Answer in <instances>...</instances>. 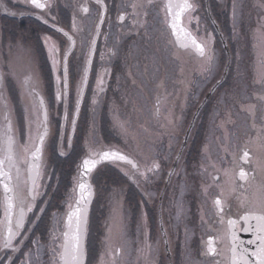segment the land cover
Wrapping results in <instances>:
<instances>
[{"label": "rangeland", "instance_id": "1", "mask_svg": "<svg viewBox=\"0 0 264 264\" xmlns=\"http://www.w3.org/2000/svg\"><path fill=\"white\" fill-rule=\"evenodd\" d=\"M141 1L142 3H139L143 5L140 8L141 11L148 12L149 10V14L154 12V4L149 6V9L148 6H145L146 1ZM1 2L3 7L7 8L8 4L5 1ZM222 4L224 11L221 21L225 28L226 26L232 28V30L226 28V32L227 30L229 32L226 49L223 47L220 38L210 32V23L204 15L200 19L199 16H194V14L193 16L198 18V22L196 19H192L190 23L192 24L196 20L193 24L196 27L193 29L201 40H207L209 34L214 37L211 44L214 61L210 70H205L208 65L202 58L190 57L188 52L177 50L172 46L173 37L161 26L159 16L144 17L141 21L143 23L142 30H145L138 32L137 37L140 44H133L128 50L129 60H132L130 64L134 66L130 70V73H133V78L127 80L123 98L114 100L111 96L110 101L104 102V96L98 97L96 106L92 105V101L88 102V107L91 108L92 112L82 115L80 122V126H85L86 137L91 140L94 149L98 150L106 146L118 145L123 139L127 143L128 149L136 152V155H140L147 162L161 161L160 157L161 159L163 157L169 158L168 171L174 157L181 150L179 147L183 145L182 143L185 140L187 123L194 114L196 115L198 110L195 109L203 98L202 96L201 99H192L189 105V113L183 116L182 107H184L186 100L179 99L176 94L173 95L175 98L171 99L173 76L176 75L183 82L184 80L190 81L191 76L193 79V77L195 78L200 74L202 81L206 83L203 92L207 94L210 92L211 86H214L222 78L231 57V65L226 80L218 86L219 88L217 87V91L215 90L217 93L214 91L216 94H214V97L212 96L213 99L207 100V103L205 102V109L199 112L200 114L198 113L197 120L193 124V129H191L189 135L188 144L185 145L186 148L184 147L183 154L181 153L183 160L180 159L182 160L179 161L181 167L177 171L183 179L174 176L177 190L175 192L169 190L171 193L169 203L174 204L176 207V225L179 231L185 225L191 227L192 232L196 231L195 226L198 219L197 212L196 217L193 213L192 198H190L192 194H196L199 201H201L199 205L203 216L202 221H215L217 215L213 208V200L219 188L213 184L212 176L219 174L216 169H236V164L232 162L231 153L234 152L236 160H238L237 157L241 154L242 149L247 147L256 154L254 158L261 155L257 149L255 137L257 130L264 127V99H261V97H264V84L256 81L258 70L264 68V9L260 7L261 4H264V0H235L233 2L236 6L235 21L233 15L229 16L227 13L229 6H231V12L233 13V4L225 0ZM146 7H148V10ZM3 14H6V12L0 5V67H3L4 71L7 72V64L11 62L20 75L25 74L29 67L38 71V64L43 60L40 56V46L36 41L35 34L41 32V30L34 23L22 24L18 20H11L3 16ZM229 22L230 25H228ZM144 37L146 38L144 39ZM228 49L229 53L226 51ZM173 60L176 61L175 71H173ZM6 83L5 94L13 110V122L18 129L19 141L20 139L22 141L25 140L24 136L26 134L24 107L27 100L26 98L21 99L15 81L11 84L7 78ZM189 85L185 86V92L188 91ZM50 96L47 94L54 125L57 127L61 119L63 105L55 104L53 95L51 98ZM158 96L161 98L159 114L156 112ZM72 98L74 99V96ZM73 103L74 100H72ZM253 105L255 106L254 115L247 110L249 106ZM115 109L118 113L114 111ZM166 117L171 118L174 123L168 124ZM71 118L72 112L69 114V119ZM221 122H224V128L220 127ZM0 123H3L2 116H0ZM121 123L124 124L126 132L121 129ZM253 124H255V128ZM225 128L230 134L227 142L229 148V154L227 155L222 148L225 144L223 138ZM54 138L53 140L57 139L55 134ZM47 146L44 158L49 162L47 171L52 168L53 172L49 195L47 196V211L41 223L34 228L33 233L29 234L26 240H23L21 250L12 255V264H21L26 259L25 254L28 250L36 247L33 241L37 239L45 246L41 249L39 264H52V253L48 246L51 244L53 230L62 239V218L73 198L72 189L76 176L77 154L75 152L77 148L74 149V152L72 151L73 155L71 157L61 158V155L57 153L55 141L50 140ZM206 147L207 151H205ZM17 151L19 157L23 159L26 153L21 148H18ZM198 156L200 161L196 163L195 157ZM220 174L222 176L220 184L225 190L228 201L237 203L236 196L239 194L245 200L251 199V203L255 202L259 205L261 189L264 188L263 184L259 182L252 183L251 187L248 188L249 190L229 195L230 182H227V178L222 173ZM261 177L264 178L263 175ZM108 180V176H105L103 178L104 183L99 185L98 192L101 195L97 201L102 206L107 204L106 210L101 208L96 212V224L100 226L99 223H101V226H106V229L103 228L102 235L99 238V251L95 252L94 257L89 258L88 264H114L113 261L115 260L108 255L107 249L110 250L111 247L116 246L122 247L123 250L121 264H141L140 259L143 255H140L139 258L134 254L131 255L132 250L136 248V239L131 232V230L135 231L134 226L132 228L130 226L134 220L129 223L133 214L128 206L132 200L136 201L132 202L137 203L136 215L135 218H132L136 220L139 210L141 211L140 199L138 195L133 194L130 200L129 198L127 200L128 185L124 181ZM165 181L166 174L157 178L155 182L152 179L149 186L143 182L144 190L150 194L148 198L153 200L155 211L158 210L156 203L158 204L159 194ZM156 182L159 183V186L154 184ZM181 186H183L182 197L179 190ZM105 193H107L106 199ZM165 194L164 209L170 215L173 211H171V207L167 202L168 191ZM60 195L63 197V207L65 209L63 212L56 211ZM177 203L182 206L179 220L177 219ZM50 214L51 219L48 217ZM214 225L215 223H212L209 227L212 229ZM161 233L158 234L159 243L160 238H162ZM220 235L226 238V230H221ZM226 242L225 240V246H227ZM58 244L59 240L57 241ZM170 244L171 246L174 245L176 249V246L179 245L178 238L172 239ZM191 245L189 247L188 244L185 246L188 254L186 253L187 255L185 254L184 257L180 256L178 250H176L174 264L210 263V261H207L208 257L206 255L199 253L201 251L200 246L194 247L193 243ZM96 247L97 244H95ZM126 247L128 248L127 253ZM156 247L157 245L154 246L157 252ZM6 259L8 258L5 257L4 261ZM145 260L147 264H153L150 258ZM158 261L159 264H170L169 260L161 259ZM5 264H8V260ZM33 264H36L35 260H33Z\"/></svg>", "mask_w": 264, "mask_h": 264}, {"label": "flooded vegetation", "instance_id": "2", "mask_svg": "<svg viewBox=\"0 0 264 264\" xmlns=\"http://www.w3.org/2000/svg\"><path fill=\"white\" fill-rule=\"evenodd\" d=\"M1 1H5L8 4L7 8L3 7V4ZM225 1H229L230 4H233L235 0H225ZM222 2L223 0H200V1L195 0V3L197 4V8H196V11L192 13V16L195 14L194 16H199L201 19L202 15H204L206 20L210 23V26H211L210 32H212L214 36L217 35L220 38L221 42H222V38H221L220 32H222L223 36L226 38L228 42L227 35H229V32L228 30L226 32L227 26L225 28L221 21L223 17L222 13L224 11V9H222L223 8ZM139 3H142V1L141 0H104V4L107 7V11L103 13L104 23L100 24L102 9L96 3V0H53L51 9L46 10V11L35 9L29 6L28 4H26L24 0H0V5L2 6V9L5 10L6 8L8 10V11H5L6 14H3V16L11 20H18L22 24L34 23L41 30V32L39 33L36 32L35 37H36V41L38 42L40 46V52H41L40 56H42L43 62L39 60L40 61L38 64L39 66L37 67L38 71H36L35 68L34 70L39 75V78H40L41 95L46 99L47 104H48L49 121H50V137L46 143V146L50 140H52V142L55 141L57 153H59V147H58L59 132H60L61 126L64 123L63 122L64 108L62 111L61 119L59 120V126H57L59 127L58 132H57V127H55L54 125V118H52V115H51V109H50L51 105L49 107V99L47 98V94H49V96L51 95L50 98L52 97V95H53V98L55 96V89H56L55 75L56 73L52 69L51 61L48 57L47 47L45 46L43 42V38L45 36H51L52 39L56 41V43L60 46L61 53H62L64 48L66 47V43H67L66 38L63 37L62 33L57 32L56 29L52 27V25L55 24L57 28H63L65 31H68L71 33L73 17L75 18L77 27L78 29H80V31L74 35V38L77 41V45L73 49V54L69 57V60H68V68H69L68 111H69V114L70 112H72L73 114L74 103L72 104V100L74 99L72 98V96H75L74 85L78 79L79 72L82 67L84 53L86 52L89 46V42L91 38L96 33L97 25H99L100 35L96 40V53L92 58V65H91V70L89 73L88 85H87V88L85 89L83 101L81 103L79 117L77 118V121H76V131L75 133H72L69 127L64 128V135H65L64 150L67 153L69 150L71 151L67 155L60 156V157L61 158L71 157L73 155L72 151L74 152V149L77 148V151L75 152V154H77L76 156L77 166L75 168L76 169L75 178H77L79 175V166L82 164V161L85 158H88V147L86 146V141H88L89 146L94 149L93 144L91 143V140H88L86 137V130L84 129L85 126L84 125L80 126V122H81L82 115H85L87 113L90 114L92 112L91 108L88 107V102L92 101L93 95L96 94L97 76L104 69H108L110 71V75L106 77L105 90L97 96V98L104 96L103 97L104 102L110 101L109 98H111V96H112V99L114 100H117L119 98L122 99L124 96V91H126L125 84L127 83V80L133 78V73H130V70L133 69L134 66L130 64L132 60H129L130 56H129L128 50L131 47V45L140 44L138 43L139 38H137L139 35L138 32H143L145 30V29L142 30L143 27L140 26L142 23L141 19L145 17L144 16L145 12L143 10L142 11L140 10L141 6ZM165 3H166V0H153V3L151 4H148L146 2L145 6L149 7L152 4L155 5V8L153 10L154 12L151 14L148 13L149 10H148V7H146L148 10L146 17L159 16V19L161 20L160 21L158 19L159 23L168 32V34L171 35L170 29L165 23V17H166V10L164 7ZM133 4H137L138 6L135 9H133L132 7ZM84 6L88 8L87 12L81 11V8ZM11 13H16V15H12ZM227 13L229 16L230 15L232 16L231 6H229V11ZM120 15H124L125 18L123 21L118 19ZM37 16H43L44 19H47L49 21V23L44 24L42 20L37 19ZM52 17H55V20H53ZM195 21L196 20H194V23L192 24H188L187 27L190 29L192 34L197 37L198 40H201L193 29L196 27L195 25L193 26V24H195ZM214 21L218 24L219 29L216 28ZM228 25H230V22L228 23ZM197 27H198V24H197ZM227 29L232 30L231 27ZM105 37H107L106 40H105ZM172 37H173L172 46H174V48L180 51H185L186 53L188 52L190 57L197 56L195 53L191 51H186L180 48L178 44L175 42V37L174 36ZM145 38L146 37H144V39ZM222 45L225 48L223 42H222ZM109 50L114 51L115 55H112ZM101 53L105 54L104 60L100 59ZM175 69H176V61L173 60V71H175ZM200 76L201 75L199 74L195 78L193 77V79L191 76L190 81L184 80L183 82L180 81V78H177L176 75L173 76L174 79H172L173 83L171 86L172 88L171 99L175 98L173 95L176 94L179 99L186 100L184 107H182L183 116L184 115L186 116L189 113L190 111L189 105L192 99H201L203 96L202 101L199 102L198 106L195 109L197 111L199 110L200 106L202 105L205 98L209 94V93L204 94L205 92H203V90L206 88V83L202 81V78ZM199 78H200V81H199ZM8 80H9V83L11 84L14 82V80L11 77H8ZM47 83L51 84L52 86L48 85ZM181 85H182V88H181ZM187 85H189L188 91L185 92L184 91L185 86ZM215 92L210 96L208 100L213 99L214 94L217 93ZM206 103L201 108L200 112H202L205 109L204 107H206ZM110 106L112 107V105ZM112 108H114V106ZM114 111L118 113L117 109H115ZM193 117L187 123V127H186L187 130L189 129V127L191 126L193 122ZM196 120L197 118L195 119L194 124ZM103 125H105V123H103ZM53 132L55 136L57 137L56 140H53L55 139ZM69 135L72 138V148L71 149L67 147V143H66ZM22 136H23V133H22ZM24 139H26V134L24 136ZM188 141H189V138L186 142V145L188 144ZM20 143L21 145H23L25 143V140L21 141L20 139ZM46 146H45V150L48 147ZM179 148L181 149V147ZM102 149L120 150L121 152L126 153L131 158H133L136 162H138L142 168L151 164V162L149 161L147 162L146 160H143L140 155L138 154L136 155V152H134L133 150L128 149V145L123 139L118 145L106 146ZM98 150H101V149H98ZM242 151L240 155H242ZM179 152L174 157L172 165L170 166L168 171H167V168H168L167 166L169 164V158L163 157L161 159L160 157L161 161H159L160 163L159 174L158 176L151 178V180L153 179V181L155 182L157 178H160L164 174H166V181L163 183L161 193L159 194L160 197L158 198V204L156 203V206L158 208V210L156 211L154 209L155 205L153 203V200H150V198H148V196L145 195L146 191L144 190L143 181H140L139 186H138L137 183H134L131 179H129L128 176L124 174L126 171L130 170V165L125 164L123 161H116V162L104 161L100 163L92 171L90 175V182L95 187V196H94V199H93L90 211H89L88 223H87L86 252L88 256V261H89V258H91L93 255L95 256L96 251H99L98 250L99 249L98 245H100L99 238L102 235L103 228L106 229V226H101V223H99L100 226L96 224V219H97L96 212L101 208L106 210V207H107V204H104L102 206L101 204L97 202L99 196L101 195V193L98 192L99 185H102L104 183L103 178L105 176H108V179H109L108 181L119 180V181H124V183L128 185L127 200L128 198L130 200L133 194H135L136 196L138 195L140 199L141 211L139 210L136 220L132 218H135L137 203L136 204L132 203L133 201H135V200H132L128 206H129L130 211L133 214L131 215V220L129 221V223H131L132 220L135 221V223L134 221H132L130 225L131 228L134 226L135 231L131 230V232L133 234V237L136 239L135 240L136 248L132 250L131 255L134 254L138 258L143 255L140 259L141 264H147L145 260L147 258H150V260L153 261V264H159L158 260H161V259L169 260L170 264H174L173 260L175 257L176 250H178V253L180 254V256L184 257L185 254L187 253V249L185 248V246L187 244H188V247L192 246L191 245L192 243L194 244V247L196 246L201 247V251L199 253H203L204 255H206L205 254L206 247H207L206 242L209 240V238L213 239V243L215 247L217 248L218 254L217 255H210V254L206 255L208 257L207 261H210V263H207V264H230L232 253L230 251L231 243H230V237H229V226L227 224L228 219H236L239 221L237 226L233 230L237 232L240 239L247 242L248 240L254 238L251 232H248L247 235L242 236V233H244V231H241V229L248 227V224L245 223L243 220L239 219V217L243 215L245 210L248 208L249 204L251 203V199L245 200V207H240L238 202L232 203L231 201H228L226 197V193L223 198L227 200L228 206L225 208V211L222 214L223 221H224L223 223L221 222V215H218L217 213H216L217 217L214 222H211L210 220L202 221L201 219L202 214H201V209L199 205L201 201H199V197L196 194H192L190 195V198H192L191 201H192V206L194 209L193 213L196 217V212H197V219H198L197 225L195 226L196 231L192 232L191 227H188L187 225L183 226L181 231L178 230L177 225H176V213H175L176 207L174 206V204L171 205L169 203L170 196H171V193L169 192V190L172 192H175L177 190V186L175 184L174 176L169 177L168 173L172 171L173 169L177 171L181 167V163L179 164V161L183 160V158L181 157H182L184 150L182 151V154L180 155V159L182 160L177 161V156L179 155ZM251 153L253 157L256 155L254 151L252 150H251ZM240 155H238L237 157L238 158L237 163H241L239 161ZM23 159H27V154H25V157ZM198 161H200L199 156L195 157V162L197 163ZM44 162H45L44 163V178L40 181L42 185V189H41L42 195H40L37 198L35 208L33 209L31 213L28 214V219L30 223L26 224L25 226L28 231L26 233H22V235L26 234L27 238L29 234L33 233L34 228L38 224L41 223L47 211V202H48L47 196L49 195L50 180H51L53 172H52V168L49 171H47L49 162H47L45 158H44ZM242 166L245 167V170L249 172V180L247 184H243V182L241 181L237 182L236 186H237L238 193L249 190L248 188L251 187L252 183L259 182L264 185V178L261 177V175L264 176V163H262L260 167H257L255 163L250 164V165H242ZM25 167L26 165L22 163L21 164L22 171ZM260 170H263V171H260ZM216 175H220V179L222 180L221 178L222 176L220 173ZM178 176L183 179L182 175H178ZM136 179L140 180L139 177H136ZM200 180L201 178L199 179V182ZM221 180L217 181V183H220ZM74 183H75V180H74ZM149 184L150 183H147V186H149ZM154 184L156 186H159V183L157 182ZM240 184H243V187H240L239 186ZM180 189L181 187L179 188V190ZM166 191H168V201H167L168 205L171 207V211H173L170 215L164 209ZM106 195L107 193H105L104 195L105 199H106ZM218 196H220V189L218 190V193L215 194L214 199H216ZM73 199H74V196L72 198V202H73ZM58 204L59 205L56 211L58 210H60V212L65 211L63 207V197L61 195L58 198ZM41 208L44 209L43 212L40 211ZM65 208L67 207L65 206ZM213 208H214V211L216 212L214 205H213ZM142 211L147 212V243L151 245L150 252H148L147 250L141 251L142 249H144V246H145V228L142 226V223H141ZM67 212H68V208H67ZM67 212L64 213L63 218H62L63 224L61 228L62 230L61 236H62V233L67 230L65 228ZM51 214L48 216L50 219H51ZM3 215H4L3 193L2 191H0V219H3ZM36 217H39V219H36ZM212 223H215V225L212 226V229H211L209 226ZM250 223L254 225L255 221L253 220ZM162 224H163L164 229L167 232V242H165L164 233H161L162 238H160V243H161L160 245L158 234L161 232ZM221 230L223 231L226 230V238L225 236L220 235ZM176 238H178L179 245L178 247L176 246V249H175V246L174 245L171 246L170 243L172 239L175 240ZM19 239L20 238H17V240ZM225 240L227 241L226 242L227 246H225ZM95 244H97L96 248H95ZM155 245H157L156 247L157 252L155 251V248H154ZM245 247L251 248L252 250L255 249V245H248L247 243H245ZM107 250H108V255L111 256V259L115 260L113 261V263L121 264L122 252H123L122 247L116 246L114 248L111 247L110 250L109 249ZM127 250L128 248L126 247V253H127ZM13 254L15 255L16 253H12L10 250L0 251V257H3V259L0 260V264H3V263L5 264L8 260L6 259L4 261L5 257L6 258L12 257ZM154 260H157V261H154Z\"/></svg>", "mask_w": 264, "mask_h": 264}, {"label": "snow or ice", "instance_id": "3", "mask_svg": "<svg viewBox=\"0 0 264 264\" xmlns=\"http://www.w3.org/2000/svg\"><path fill=\"white\" fill-rule=\"evenodd\" d=\"M29 6L39 10H49L52 7L53 0H24ZM148 4L153 3V0H146ZM96 3L102 9L100 24L104 23L103 13L107 11V7L104 4V0H96ZM138 5L133 4L135 9ZM141 7L143 5H140ZM166 17L165 23L170 29L171 35L175 37V42L178 46L186 51L195 53L198 57L202 58L208 65L205 70H210L214 61V56L211 50V44L214 37L209 34L207 40H198L196 36L192 34L187 27L191 23L192 19L198 18L192 16V13L196 11L197 4L195 0H166L165 3ZM260 7L264 9V4ZM235 4H233V20L235 21L236 11ZM5 11H8L5 8ZM81 11L87 12L86 6L81 8ZM16 15V13H11ZM147 16V12L144 13ZM124 15H120L118 19L124 20ZM37 19L42 20L44 24H48L49 21L44 19L43 16H37ZM55 20V17H52ZM143 27V23L140 25ZM57 32L63 34L66 38V47L61 53L60 46L52 39L51 36H45L43 42L47 47L48 57L51 61V66L55 75V96L54 103L57 105L62 104L64 108L63 112V125L59 132V155L64 156L68 153L64 150L65 147V135L64 128L69 127L72 133L76 131V121L79 117L81 103L85 89L88 85L89 73L92 65V58L96 53V40L100 35L99 25L95 35L91 38L89 46L84 53V59L82 67L79 72V76L74 85V107L72 118L69 119V68L68 60L73 54V49L77 45V41L74 35L77 34L78 29L75 18L73 17L72 32L65 31L63 28H57L55 24L52 25ZM107 37H105V40ZM112 55L115 52L109 50ZM100 59H105V54H100ZM8 71L5 72L3 67H0V116H2L3 123H0V191L3 193V219H0V251L10 250L12 253L20 251V247L23 240L27 239V235H22L28 230L26 224L30 223L28 214L33 211L36 206L37 198L42 195V185L40 181L44 178V153L45 146L50 137V121L48 108L44 97L40 92V78L39 75L31 67L28 68L25 74L20 75L17 72L13 63L7 64ZM110 75L108 69H104L96 79V94L92 97V105L98 104L97 96L105 90L106 77ZM11 77L20 91L21 99L26 98L27 103L24 107V119L26 124V139L23 145L20 144L18 138V129L14 126L12 108L9 104V99L5 94L7 88V78ZM257 83L264 84V68L258 70ZM135 83V81H133ZM264 99V97H261ZM161 98L157 97L156 112H160ZM254 105L249 106L247 110L251 111L254 115ZM168 124H173L174 121L171 118H167ZM229 122H231L229 120ZM120 127L126 132L124 124L121 123ZM220 127L224 128V122H221ZM255 128V124H253ZM91 135V132H90ZM229 132L225 128L224 141L222 146L224 153L229 154L228 140ZM67 147L72 148V138L69 135L67 138ZM255 143L257 149L261 153L260 156L253 157L251 151L245 147L242 151V155L239 157L241 163H237L235 153H231L232 162L236 164V169H216L218 173H222L227 178V182H230L231 187L228 190V194L232 195L237 192V182L241 181L243 184H247L249 180V172L245 170L242 165H250L255 163L257 167H260L264 163V127L260 128L256 132ZM88 147V158L82 161L79 166V175L74 178L75 183L72 189L74 196L73 202L68 204V212L66 214L65 228L67 229L62 233L61 237H58L53 230L51 235V244L48 246L52 253V264H84L85 260V237L87 234V212L88 205L94 195V189L92 185L87 181L86 177L89 176L98 164L103 161H123L125 164L130 165V170L124 174L129 177L134 183L139 186L140 181L150 183L152 177H156L159 174L160 163L153 160L150 165L141 167V165L134 159L130 158L127 154L117 149H101L96 150L89 146V142L86 141ZM21 148L26 154L27 159H21L18 155L17 149ZM207 151V147L205 148ZM166 159V158H165ZM180 160V156H177V161ZM26 167L21 169V164ZM215 167V165H213ZM123 171V169H122ZM206 171V169H205ZM26 173V174H25ZM169 177L178 176L179 172L175 169L168 173ZM139 177L140 180H137ZM220 180V175L212 176L213 184L220 189V196L213 201V205L216 209V213L221 215V222L223 223L222 214L225 208L228 206L225 196V190L222 184L217 183ZM240 184V187H243ZM206 191V189H205ZM149 196V193H145ZM180 196H183V186L180 189ZM236 200L240 207L245 206V198L240 195L236 196ZM182 206L177 203V219L180 218V209ZM44 211L43 208L40 209ZM55 218V214H54ZM39 219V217H36ZM203 219V216L201 217ZM248 224V227L241 229V231L251 232L253 239L245 242L240 239L237 232L233 229L237 226L238 220L228 219L227 224L229 226V237L231 243V260L230 264H264V188L261 189V197L259 205L255 202L250 203L244 214L239 217ZM255 221V224H251V221ZM141 223L145 228V246L141 251L147 250L150 252L151 245L147 243V212L142 211ZM161 232L164 233L165 242H167V232L161 225ZM17 238H20L17 240ZM60 241L57 245V241ZM15 242V243H14ZM245 243L248 245H255V249L245 247ZM36 245L34 249H29L25 254L26 259L21 264H33V260L36 264H39L41 249L45 246L37 239L33 241ZM206 252L208 255H217V248L213 243V239L209 238L206 242ZM3 257H0L2 260ZM12 257H8V264H12Z\"/></svg>", "mask_w": 264, "mask_h": 264}, {"label": "water", "instance_id": "4", "mask_svg": "<svg viewBox=\"0 0 264 264\" xmlns=\"http://www.w3.org/2000/svg\"><path fill=\"white\" fill-rule=\"evenodd\" d=\"M214 23H215L216 28L219 29L218 24H217L215 21H214ZM220 34H221V38H222L223 44H224V46L227 48V40H226L225 37L223 36L222 32H220ZM227 52L229 53V49L227 50ZM230 65H231V57H230V59H229V61H228V64H227V67H226L225 72H224V74H223V77H222V78H221V79H220V80H219V81H218V82L212 87V89L210 90L209 94L207 95V97L205 98L204 102L202 103V105L200 106L199 110L197 111L195 117L193 118V122H192L191 126L189 127V129H188V131H187V134H186V136H185V140H184V142H183V145H182V147H181V150H180L178 156L181 155L182 150L184 149V147H185V145H186V142H187V140H188V138H189V135H190V131H191L192 127H193L194 121H195V119H196L198 113L200 112L201 108L204 106L205 102L210 98L211 94H212V93L217 89V87H218V86H219V85L225 80V78H226V76H227V73H228V71H229V67H230ZM46 105H47V104H46ZM129 157H130V156H129ZM130 158H131V157H130ZM132 159H133V158H132ZM103 162H104V161H103ZM101 163H102V162H101ZM98 165H99V164H98ZM98 165H97V166H98ZM97 166H96V167H97ZM90 175H91V174H90ZM90 175L86 177V179H87V181H88L89 183H90ZM90 184H91V183H90ZM91 185H92V184H91ZM92 187H93V189H94V186H93V185H92ZM94 196H95V189H94V195H93V197H92V199H91V202H90V204L88 205L87 223H88V215H89V211H90L91 204H92V202H93ZM247 234H248V232H245V231H244V233H242V236H243V235H247ZM85 251H86V237H85ZM86 262H87V252H86V255H85L84 264H86Z\"/></svg>", "mask_w": 264, "mask_h": 264}]
</instances>
